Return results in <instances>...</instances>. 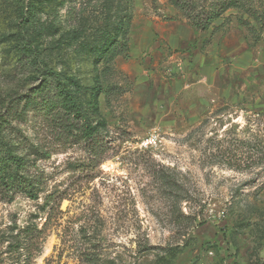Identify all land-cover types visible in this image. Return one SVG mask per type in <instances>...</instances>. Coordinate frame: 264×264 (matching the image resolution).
I'll use <instances>...</instances> for the list:
<instances>
[{
    "label": "rangeland",
    "instance_id": "obj_1",
    "mask_svg": "<svg viewBox=\"0 0 264 264\" xmlns=\"http://www.w3.org/2000/svg\"><path fill=\"white\" fill-rule=\"evenodd\" d=\"M186 1L0 0V264H264V28Z\"/></svg>",
    "mask_w": 264,
    "mask_h": 264
},
{
    "label": "trees",
    "instance_id": "obj_2",
    "mask_svg": "<svg viewBox=\"0 0 264 264\" xmlns=\"http://www.w3.org/2000/svg\"><path fill=\"white\" fill-rule=\"evenodd\" d=\"M261 5L255 6L253 5V1L243 3L240 0H223V2L213 4L208 10L205 15H195L196 17L193 18L194 26L198 30L205 31L207 30L213 22L218 19L226 10H228L230 7H236L239 8L245 13L250 19H252L257 25L264 28V0H257ZM172 3H174V6L178 7L182 12L189 13L193 12L194 7H192L191 3L186 0H171ZM203 14V13H202ZM122 24V22H121ZM120 24V25H121ZM126 25L123 23L121 26ZM248 26V24H247ZM110 42V41H109ZM112 42V41H111ZM113 44H116V42H113ZM24 50V48H23ZM105 51L101 54L104 56H111L109 60H111L115 56V46L108 47L104 49ZM31 52V51H28ZM51 77L54 78L55 84H56V95L54 98H47L46 100L48 102V106L50 108H56L58 114H61L58 118L62 119L64 115L65 117H71L73 120L76 121H83L85 123L84 125V132L88 131V135L92 136L95 132L94 127H90L87 115L85 113L84 109V102L80 98V93L82 91V87L80 84L74 80L69 81V79H65L62 77L60 73L56 72H47ZM96 88H92V91L90 93V99L86 103L87 106L92 109L94 113L97 112V97H98V91L100 90V86L97 85ZM86 89V88H85ZM87 90V89H86ZM93 90L95 93H93ZM44 91H40L42 94ZM46 92V91H45ZM45 100V98H44ZM62 112V113H61ZM87 122V123H86ZM105 125V122L102 123V126ZM12 164L16 165L17 167H20L22 165V159L10 154L6 159L5 163H0V177H8V180H11V182H17L20 178L17 172H8V169H6V166ZM6 182V181H5ZM25 188H31V185L29 183H26ZM168 191H186L184 190L180 182L178 180V177L171 174L168 175ZM174 193V192H172ZM175 194V193H174ZM182 196V193H181Z\"/></svg>",
    "mask_w": 264,
    "mask_h": 264
}]
</instances>
